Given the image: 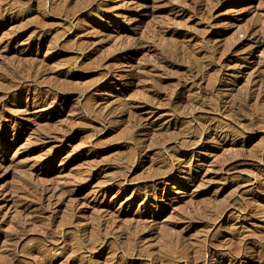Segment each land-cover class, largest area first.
Wrapping results in <instances>:
<instances>
[{"label": "rangeland", "instance_id": "rangeland-1", "mask_svg": "<svg viewBox=\"0 0 264 264\" xmlns=\"http://www.w3.org/2000/svg\"><path fill=\"white\" fill-rule=\"evenodd\" d=\"M0 137V264H264V0H0Z\"/></svg>", "mask_w": 264, "mask_h": 264}, {"label": "bare ground", "instance_id": "bare-ground-1", "mask_svg": "<svg viewBox=\"0 0 264 264\" xmlns=\"http://www.w3.org/2000/svg\"><path fill=\"white\" fill-rule=\"evenodd\" d=\"M218 1H221V0H218ZM224 1H225V0H224ZM136 5L139 6V4H136ZM137 6H136V7H137ZM194 6H195V7H194V11H196V13H198V12H201V11H202V9H203V7H204V3H202V1H199V3L196 2ZM216 11H218V9H216ZM184 14H185L184 11L180 13L181 16H183ZM211 22H212V21H210V20H209V22H208V24H209L210 26L213 25ZM243 37H244V40L240 41L239 43H241V42H243V41H246V40H248V39H250V38H256V35H255L254 32H253V28L246 29L245 32H244ZM252 40H253V39H252ZM255 41H256V40H255ZM253 45H254V44H253ZM255 45H256V44H255ZM250 47H252V46H250ZM246 52H248V51H246ZM44 101H46V99H44ZM12 126H13V125H12ZM15 128H16V127H14V129H15ZM16 130H18V128H16ZM201 139H203L202 136H201ZM1 142H2V139H1V137H0V143H1ZM173 167H175L174 164H173ZM192 179H195V177L192 178ZM255 186H256V187H260L259 182H256V183H255Z\"/></svg>", "mask_w": 264, "mask_h": 264}]
</instances>
